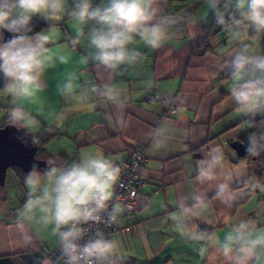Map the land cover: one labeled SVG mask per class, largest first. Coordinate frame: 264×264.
<instances>
[{"label":"crops","instance_id":"0c3cea01","mask_svg":"<svg viewBox=\"0 0 264 264\" xmlns=\"http://www.w3.org/2000/svg\"><path fill=\"white\" fill-rule=\"evenodd\" d=\"M158 2L162 13L177 21L168 39L157 49L138 39L134 47L142 53L139 62L115 73L91 63L79 65L84 44L72 43L77 27L70 17L57 22L49 47L61 52L66 62L45 74V89L29 106L37 118L34 135L57 133L41 146L39 158L70 161L99 148L122 165L132 147L145 144L143 175L147 181L141 188L138 210L128 213L120 206L122 213L111 235L121 244V264H225L209 246L212 235L222 237L241 218L256 219L257 230H264V192L249 189L245 183L253 176L249 158L238 157L229 146L246 131L241 125L247 117L236 114L227 98L230 77L225 61L229 53L219 51L228 48L226 33L216 25L205 0ZM72 72L78 80L69 99L57 92V84ZM105 83L121 89V103L106 102L90 91L93 84ZM150 96L158 100L149 101ZM170 98L178 108L173 115L162 102ZM61 115L63 120L57 124ZM158 130L165 145L159 149L153 146ZM217 147L225 150V166L215 181L202 185L192 166ZM225 175L232 178L235 196L229 203L214 194L215 184ZM12 177L16 180L13 172ZM20 187L24 195L19 214L27 197L24 183ZM192 190L208 194L206 212L190 221L193 228L198 224L209 234L201 243L188 240L170 219L176 201ZM5 206L8 212L0 214V264H50L47 254L57 246L50 228L38 217L22 221L14 213L15 204L6 202Z\"/></svg>","mask_w":264,"mask_h":264},{"label":"clouds","instance_id":"9594fccd","mask_svg":"<svg viewBox=\"0 0 264 264\" xmlns=\"http://www.w3.org/2000/svg\"><path fill=\"white\" fill-rule=\"evenodd\" d=\"M213 10L215 23L226 33L229 55L225 66L230 77L228 99L242 120L247 135V154H264V121L254 117L264 113V0H205ZM39 16L51 25L33 32L30 21ZM71 18L77 27L73 45L84 44L78 63L93 64L113 73L135 66L142 53L134 47L139 39L152 49L169 37L176 19L163 14L158 0H0V129L6 125L34 133L37 118L29 107L45 89V74L65 56L49 47L57 22ZM4 30L14 35L4 40ZM75 72L65 73L57 92L72 98L77 88ZM90 91L106 102L121 103V89L112 84H93ZM92 107H95L93 104ZM63 115L57 119V124ZM253 129H256L253 131ZM153 146L164 147L161 133L153 135ZM225 150L217 147L192 166L200 184L215 181L225 166ZM46 167H33L23 176L27 197L20 219L38 217L56 237L58 255L50 264H121L120 242L108 236L100 225L118 221L122 208L114 202L121 167L101 149L85 152L72 160L46 159ZM232 178L225 175L214 186V194L225 203L235 200ZM250 190L264 192V180L246 178ZM208 208V194L189 191L176 201L170 217L178 232L201 243L209 235L198 224ZM209 246L225 264H264V230L257 220L241 218L232 222L223 236L212 235Z\"/></svg>","mask_w":264,"mask_h":264},{"label":"water","instance_id":"95a60500","mask_svg":"<svg viewBox=\"0 0 264 264\" xmlns=\"http://www.w3.org/2000/svg\"><path fill=\"white\" fill-rule=\"evenodd\" d=\"M13 35L5 31L4 40L10 39ZM0 85H3L2 77ZM256 118L263 119L264 113L257 114ZM229 146L238 157L246 155V147L240 139L231 141ZM37 150L38 145L33 133L8 125L0 129V191L4 188L7 172L12 167H18L24 173H28L34 166L38 170L46 166V161L36 156Z\"/></svg>","mask_w":264,"mask_h":264},{"label":"built area","instance_id":"2783aa9c","mask_svg":"<svg viewBox=\"0 0 264 264\" xmlns=\"http://www.w3.org/2000/svg\"><path fill=\"white\" fill-rule=\"evenodd\" d=\"M149 101L158 100L155 96H150ZM166 106L167 113L173 115L177 112V104L173 99H162ZM145 144H138L128 152V158L120 165L121 175L115 188L114 202L122 206L126 212L134 213L138 210V201L143 185L146 184V177L143 175V168L146 164ZM105 233L111 237L117 229V223L100 225ZM58 255L57 246L48 252L50 260H54Z\"/></svg>","mask_w":264,"mask_h":264},{"label":"trees","instance_id":"16d2710c","mask_svg":"<svg viewBox=\"0 0 264 264\" xmlns=\"http://www.w3.org/2000/svg\"><path fill=\"white\" fill-rule=\"evenodd\" d=\"M51 24L47 23L44 19L40 18V17H34L32 18V20L30 21V27L32 28L33 32H38L41 31L43 29H46L50 26ZM262 47L264 48V36H262ZM1 86V85H0ZM256 123H259L261 121H264L263 119H257L256 117L254 118ZM256 129H253V131ZM252 129L251 128H247L246 131L244 132V134H242V136L239 138L242 143H244L246 149H247V135L249 134V132H251ZM57 133L55 131H50L47 132L44 135H34L37 145H38V150H37V154L36 156L39 158V152L41 150V146L46 143L52 136L56 135ZM249 158L250 164L253 165L255 167V169L258 171V174L262 177L264 176V154H262L261 156L258 157H251L247 154L246 151V155ZM14 176L19 184V186H23V176L26 174L24 173L21 169H19L18 167H12L11 168Z\"/></svg>","mask_w":264,"mask_h":264},{"label":"rangeland","instance_id":"374dc122","mask_svg":"<svg viewBox=\"0 0 264 264\" xmlns=\"http://www.w3.org/2000/svg\"><path fill=\"white\" fill-rule=\"evenodd\" d=\"M247 158V156H246ZM12 169L7 174L5 186L2 189V193L0 194V214L2 215V211L8 212L6 210V202L8 204H15L16 208L14 207V213L19 214V206L21 205L20 201L23 199V192L22 188L18 186L16 180H13L12 178ZM252 173L253 176L261 178V176L258 174V171L255 169V167L252 165ZM264 177V176H263ZM7 201H4L6 198ZM5 209V210H4ZM0 215V216H1Z\"/></svg>","mask_w":264,"mask_h":264}]
</instances>
